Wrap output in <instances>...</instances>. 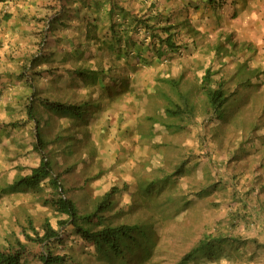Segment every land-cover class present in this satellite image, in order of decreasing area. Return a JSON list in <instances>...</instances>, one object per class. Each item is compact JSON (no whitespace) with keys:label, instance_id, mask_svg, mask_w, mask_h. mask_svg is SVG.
<instances>
[{"label":"rangeland","instance_id":"obj_1","mask_svg":"<svg viewBox=\"0 0 264 264\" xmlns=\"http://www.w3.org/2000/svg\"><path fill=\"white\" fill-rule=\"evenodd\" d=\"M13 1L35 4L33 0ZM54 1L42 0L46 4ZM89 1L79 0L75 15L82 23L88 19L91 27L93 19L87 5L99 2ZM135 1L143 9L149 4V0L131 2ZM157 1L159 5L162 2ZM174 1L176 4L167 11L174 24L171 30L173 46L163 43L166 53L163 56L156 57L149 46L139 53L142 60L137 53L118 55L116 49L112 52L109 41H101L93 53L89 50L90 54L77 63L82 64V69L106 72L102 81L95 84L87 79L86 82L91 83L88 85L76 79L79 75L71 76L75 58L68 57L59 48L49 61L56 66L54 76L42 79L51 90L49 93L43 91L42 95L72 103H89L84 115L85 124L72 127L83 142L72 145L68 150L72 153L64 152L62 147L48 146L51 153L56 154L53 158L58 171L66 170L68 164H75L61 177L66 195L81 213L90 212L102 195L114 187L113 208L106 215L115 223L149 225L148 235L157 242L153 256L145 264H175L204 231L214 232L218 228L220 231L230 229L236 235L244 231L249 236L264 239V201L259 204V216H251L252 221L246 223L247 219L238 210L245 198L239 189V193H234L236 180L237 185L242 182L239 188L251 185L248 180L252 178L254 159L246 157L240 159L239 164L238 160L226 164L228 155L221 148L226 130H233L231 123L238 126L242 120L248 123L260 118L257 129L260 136L264 134V0H170L169 3ZM21 6L22 9L27 7ZM126 10L130 8L126 6ZM30 14L25 20L26 25L19 26L17 22L20 21L15 17L5 24V28H0L1 51L13 54V58L8 56L7 63L15 69L19 67V54H31L37 49L41 35L35 31L42 24L45 26L43 20ZM182 22L185 24H180ZM86 27L87 23L83 24V28ZM102 36L110 38L106 34L99 38ZM59 37L66 39L68 34ZM143 43L146 42L143 40ZM240 63L256 70L257 75L251 81L254 85H237L235 97L243 96L234 111L237 115L229 123L220 122L205 113L200 78L204 69L211 66L216 79L221 76L228 79ZM181 76L179 88L192 94L196 110L193 118L185 116L184 128L177 129L162 124L168 119L162 109L164 100L157 93L164 89L177 100L172 90L159 80ZM237 82L230 84V89ZM10 85V89L2 88L0 94V247L4 245L3 237L10 231L19 233L18 224L24 223L26 216H31L35 225L48 217L54 227H57V219L63 217L43 206L30 193H6L1 189L18 173H27L39 160L32 149L31 124L23 125L25 100L21 98L16 102L17 97L7 95L9 92L16 94L13 89L16 86L23 90V85L15 82ZM153 115L161 122L154 123ZM56 130L55 127L54 131L48 130L45 134L52 137ZM260 136L255 140L257 143L261 141ZM208 148L212 159H206ZM181 160L188 161V165L177 176L169 177ZM191 162L195 168H189ZM150 179L156 180L154 189L160 188L158 192L153 191L152 196L144 188ZM261 182H264V176ZM202 186L205 192L201 191ZM250 198L253 200L246 203L247 207L257 208L256 194ZM62 237V247L56 246V252L85 264H104L101 252L71 228L65 229ZM65 263L70 264V261ZM190 264H264V245L254 248L253 244L246 243L238 250L226 247L221 257L207 254Z\"/></svg>","mask_w":264,"mask_h":264},{"label":"trees","instance_id":"obj_2","mask_svg":"<svg viewBox=\"0 0 264 264\" xmlns=\"http://www.w3.org/2000/svg\"><path fill=\"white\" fill-rule=\"evenodd\" d=\"M68 1L50 2L46 5L45 13L35 16L45 23V26L42 24L35 31L37 35H41V39L38 40L37 49L31 54L25 52L22 55L19 54L18 69L8 65L10 54L7 50L0 54V94L2 88L10 89L11 83L23 85V90L16 86L13 89H16L17 93L9 92L7 95L10 98L17 97L16 102L24 98L23 125L31 124L32 149L39 156L38 163L30 166L27 173H18L11 182L3 184L1 189L6 193H30L43 206L48 207L58 216H63L57 219V227L51 224L48 217H45L39 225H35L31 216H26L24 223L18 224L19 233L12 230L3 237L4 245L0 247V264H66L65 262L68 260L70 264H85L74 258L71 259L65 253L55 251L56 246L62 247V233L67 228H71L82 240L101 252L104 264H145L153 256L157 242L148 235L149 225L145 226L138 222L115 223L113 219H110V216L106 215L113 208L112 198L116 192L114 187L102 195L90 212L81 213L74 201L66 195L67 190L63 186L61 177L75 164H68L66 170L58 171L56 160L53 158L56 154L51 153L48 146L55 145L58 149L62 147L64 152L72 153V150L68 151L71 146L83 142L72 127H78L80 123L85 124L84 115L87 114L89 103L87 101L72 103L42 95L41 93L45 90L48 93L51 91L47 86L48 83H43L42 79L54 76L56 66H52L49 61L54 57L55 52L59 51V48L63 49L64 54L66 53L68 57L75 58L74 71L71 76L79 75L80 78L76 79L82 80L88 85L95 84L98 80L102 81V76L106 72L103 69L87 70V68H83V70L80 66L82 64L77 65V63L85 55L93 53L94 47L101 41H109L112 52L116 49L118 55L137 53L139 56L145 46H149L154 49L156 57L163 56L166 54L163 43L173 46L171 30L174 28V24H172L167 11L171 10L170 6H174L177 1L170 4V0H162L159 5L157 0H149V4L143 9L144 7L136 4V1L131 2L132 0H93L99 3L87 5L89 8L87 11L91 13V19H93L91 27L88 25V19L82 23L75 15V10L79 9L75 3L78 5L79 0ZM163 2L167 5L163 6ZM141 5L144 3L142 2ZM126 6L130 8L129 11L126 10ZM122 12L125 14H121ZM29 15L31 14L22 9L20 2L0 0V28H5V24L11 22L15 17L21 21L18 22L21 26ZM86 23L87 27L84 29L83 24ZM98 29H101L102 34L110 35V38L102 36L100 39L102 34L98 33ZM1 34L0 32L2 39ZM67 34L66 39L59 37ZM1 39L0 50L3 47ZM143 40L146 43H143ZM156 42L161 43L157 44ZM71 48H75L74 51ZM10 57L13 58V54ZM139 60H142L141 56H139ZM215 74L216 72L211 66H207L200 78L199 88L205 96V113L220 122L229 123L237 115V113L234 114V111L237 110L243 99V96L235 97L237 85H254L251 81L257 75L256 70L240 63L228 79L222 76L216 79ZM87 79H91V83H87ZM181 79L182 76L179 78L166 77L159 80L160 84L164 83L163 85L172 90L177 100H173L164 89L157 93L164 100L162 109L165 119H168V121L163 120L162 124L169 127L172 125L177 129L184 128L185 116L187 119L193 118L196 110L191 99L192 94L179 88ZM234 82L237 84L233 89H230V84ZM39 84L42 85L39 86ZM151 119L154 123L161 122L155 115ZM230 125L233 130H226L228 131L227 136L221 138V148L228 155L225 163L229 164L230 161L238 160L239 164L240 159L246 157H253L255 162L254 171L251 172V185L246 191L250 195L245 197L240 193L245 199L242 200L241 208L238 209L241 216L248 220L246 223H249L252 221L251 216L254 218L259 216V204H261L264 194V182H261V177L264 176V134L260 136L257 129L260 125V118L259 121L254 119L248 123L242 120L238 125L240 127L233 123ZM55 127L57 130L53 136L48 135L47 137L45 133L48 130L54 131ZM259 136L262 138L257 143L255 140ZM78 137L80 139L75 142ZM209 151L208 148L205 152V156L208 153L206 159H212V155L209 154L211 151ZM187 165L188 161L181 160L168 174L169 177L177 176ZM191 167L195 168L192 162L189 168ZM164 178L168 179V177ZM155 184L156 180L154 179H150L148 183L144 184L145 191L149 196H152L153 191H159L160 188H153ZM238 185L236 180L235 194L239 193V190L241 192ZM47 189L48 191H46ZM201 191L205 192L206 189L202 186ZM46 192L48 194H45ZM252 194H256L257 198V208L254 207V209H250L246 204L253 200L250 198ZM239 235L234 234L230 229L220 231L218 228L214 232L204 231L196 243L184 252L175 264H190L194 259L207 256V254L215 256V258L221 257L226 251V247L238 250L246 243L253 244L254 248L264 245V239H259L257 235L249 236L244 231H240Z\"/></svg>","mask_w":264,"mask_h":264},{"label":"crops","instance_id":"obj_3","mask_svg":"<svg viewBox=\"0 0 264 264\" xmlns=\"http://www.w3.org/2000/svg\"><path fill=\"white\" fill-rule=\"evenodd\" d=\"M32 1V0H31ZM37 1V2H36ZM33 0V2H35V4L31 3V2H21L20 5H25L27 7H25L24 11H26L27 13H33L35 14L36 16H40L42 15L43 13H45V8H46V2H42V0ZM68 1V0H67ZM74 1V0H73ZM69 2V1H68ZM75 3V2H74ZM31 4V5H30ZM69 4L71 5V3L69 2ZM75 6H77V4L75 3ZM21 22V21H20ZM18 23V22H17ZM19 25V23H18ZM23 25H26V22H23L21 26ZM17 28V27H16ZM0 54H2V51L0 50ZM250 181V178L249 180ZM242 182H240L241 184ZM239 184V185H240ZM238 185V186H239ZM240 189H241V194H244L245 197H247L248 195H250L249 193H246V191L248 190V186L244 185V186H240ZM243 196V197H244ZM262 201H264V194L262 195ZM247 235H250V234H247Z\"/></svg>","mask_w":264,"mask_h":264},{"label":"clouds","instance_id":"obj_4","mask_svg":"<svg viewBox=\"0 0 264 264\" xmlns=\"http://www.w3.org/2000/svg\"><path fill=\"white\" fill-rule=\"evenodd\" d=\"M237 66L236 67H238V64H236ZM251 69V68H250Z\"/></svg>","mask_w":264,"mask_h":264}]
</instances>
